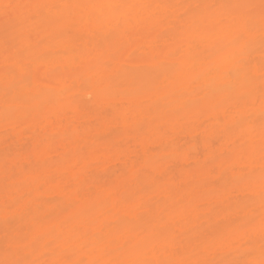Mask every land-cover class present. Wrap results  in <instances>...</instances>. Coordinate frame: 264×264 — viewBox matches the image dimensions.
Listing matches in <instances>:
<instances>
[{
    "label": "snow or ice",
    "instance_id": "6c2138e0",
    "mask_svg": "<svg viewBox=\"0 0 264 264\" xmlns=\"http://www.w3.org/2000/svg\"><path fill=\"white\" fill-rule=\"evenodd\" d=\"M76 111L108 134L79 136ZM0 122V264H264V0H0ZM192 123L214 124L203 161L148 171L160 145L139 144Z\"/></svg>",
    "mask_w": 264,
    "mask_h": 264
},
{
    "label": "bare ground",
    "instance_id": "6f19581e",
    "mask_svg": "<svg viewBox=\"0 0 264 264\" xmlns=\"http://www.w3.org/2000/svg\"><path fill=\"white\" fill-rule=\"evenodd\" d=\"M7 2V0L5 1ZM195 2V0H192ZM257 60L260 59L261 53L259 49L254 53ZM72 78L70 77L67 80H52L50 81V92L56 97V103L53 105H48L50 111L64 110V100L61 95V90L65 87L66 84H71ZM74 94L78 96V104L81 107H91L99 108L102 105L115 104L119 102L120 98L109 95H101L95 89H88L81 91L79 88L73 89ZM151 103V101H149ZM206 111L209 116H214L215 114V105L209 103L206 105ZM148 114V107L145 104L141 110V116H146ZM74 119L80 123L83 122L87 127H81L79 129L78 135L81 137L91 138L93 136H106L109 132L110 124L102 118H98L95 112L83 113L76 111L74 114ZM67 124V121L65 122ZM0 127H2V122H0ZM214 127V124L208 126V131L204 128L198 126V123H192L184 128H177L174 131V135L178 137L179 144L171 143L169 140H161L159 137L153 136L150 140L146 142H141L139 144L140 150L143 153L146 146H151L153 144H159L160 150L157 152L148 151L145 157V166L148 171L153 172L154 174H160L163 172L169 164L173 163L176 159V148L179 147L181 153L184 155H190L191 158L195 161L199 157L200 162L203 161V155H205V146L204 140L205 137L211 134V131ZM73 139H76L73 136ZM75 149V144L66 142V147L62 148V151L71 153ZM4 146H3V136L0 134V197H2L3 181H4ZM195 169H185L183 170V175L186 179H191V174ZM219 171V169H218ZM181 174V170L177 169V175ZM20 179H23L25 183L32 182V177L21 176ZM61 192V184L54 183L50 184L47 188V191L43 196H40L41 199H51L54 200L57 198V195ZM34 195H39L34 193ZM105 217L100 216L93 226L99 227V225L105 221ZM61 246L63 242H60ZM82 253H78L76 257L79 258Z\"/></svg>",
    "mask_w": 264,
    "mask_h": 264
},
{
    "label": "rangeland",
    "instance_id": "374dc122",
    "mask_svg": "<svg viewBox=\"0 0 264 264\" xmlns=\"http://www.w3.org/2000/svg\"><path fill=\"white\" fill-rule=\"evenodd\" d=\"M6 1V0H5Z\"/></svg>",
    "mask_w": 264,
    "mask_h": 264
}]
</instances>
